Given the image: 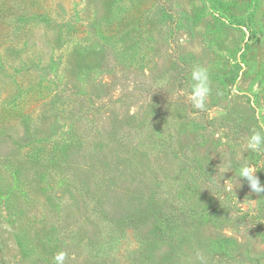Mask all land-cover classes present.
I'll return each mask as SVG.
<instances>
[{
    "label": "rangeland",
    "instance_id": "rangeland-1",
    "mask_svg": "<svg viewBox=\"0 0 264 264\" xmlns=\"http://www.w3.org/2000/svg\"><path fill=\"white\" fill-rule=\"evenodd\" d=\"M35 1L0 44V264H264V0Z\"/></svg>",
    "mask_w": 264,
    "mask_h": 264
},
{
    "label": "clouds",
    "instance_id": "clouds-1",
    "mask_svg": "<svg viewBox=\"0 0 264 264\" xmlns=\"http://www.w3.org/2000/svg\"><path fill=\"white\" fill-rule=\"evenodd\" d=\"M192 79L196 81V83L193 85L192 94L194 107L203 109L210 91L206 70L202 68L193 70ZM246 146L252 152H259L261 149H264V133L254 130L249 137ZM257 171L258 170L256 167L244 164L235 171V175L238 177V181L240 178H246L252 192L259 195L264 194V184L261 183L259 177L256 175ZM66 258L67 253L61 251L58 252L53 259L55 264H64ZM200 259H203V257L201 256Z\"/></svg>",
    "mask_w": 264,
    "mask_h": 264
},
{
    "label": "trees",
    "instance_id": "trees-1",
    "mask_svg": "<svg viewBox=\"0 0 264 264\" xmlns=\"http://www.w3.org/2000/svg\"><path fill=\"white\" fill-rule=\"evenodd\" d=\"M39 2L35 0H0V44L7 45L13 41L14 35L12 36V34L14 32L24 35L30 18L34 16L46 17ZM32 14L36 15L28 17Z\"/></svg>",
    "mask_w": 264,
    "mask_h": 264
}]
</instances>
